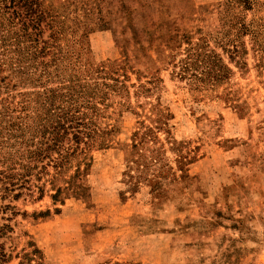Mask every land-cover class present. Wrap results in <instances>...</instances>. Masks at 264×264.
<instances>
[{
    "label": "rangeland",
    "instance_id": "rangeland-1",
    "mask_svg": "<svg viewBox=\"0 0 264 264\" xmlns=\"http://www.w3.org/2000/svg\"><path fill=\"white\" fill-rule=\"evenodd\" d=\"M44 4L66 15L58 44L78 72L119 81L98 80L114 84L94 117L104 134L50 150L83 151L69 188L53 200L76 168L55 174L46 158L19 197L0 198L7 264H264V0ZM203 41L220 81L178 73Z\"/></svg>",
    "mask_w": 264,
    "mask_h": 264
},
{
    "label": "trees",
    "instance_id": "trees-1",
    "mask_svg": "<svg viewBox=\"0 0 264 264\" xmlns=\"http://www.w3.org/2000/svg\"><path fill=\"white\" fill-rule=\"evenodd\" d=\"M62 13L53 6H46L44 0H0V94L2 90L6 92V96L0 98L1 199L8 195L19 197L21 192L18 191L25 187L34 170L32 164L46 158L52 161L55 174L67 172L71 166L76 168L75 174L66 180V188H56V194L52 195L53 200L56 199L69 188L71 178L80 172L85 157L78 148L58 151L56 157L50 150L62 145L69 135L79 147L81 141L88 146L98 134H104L94 121L100 110L97 103L102 104L107 97V92L102 90L104 83L100 84L98 80L108 78L107 75L119 80L102 66L78 72L79 67L68 59L69 55L58 44L67 29L65 20H61L62 15H66ZM70 27L72 32L77 31L74 26ZM46 29L50 30L47 38ZM150 31L147 29L146 33ZM134 35L137 39L135 28ZM183 38L189 40L188 35ZM206 44L203 41L185 49L186 55L177 67L181 77L187 75L194 82H207L211 79L220 81L226 76V69L216 52L204 51ZM5 71H8L7 75L3 74ZM51 83L56 86L49 87ZM17 85L34 89L14 95L11 89ZM104 85L114 87V84ZM16 96L19 99L14 101ZM73 188L76 190L79 186ZM10 207L5 205L4 209ZM2 219L0 264H7L11 255L1 239L12 228L1 223Z\"/></svg>",
    "mask_w": 264,
    "mask_h": 264
}]
</instances>
